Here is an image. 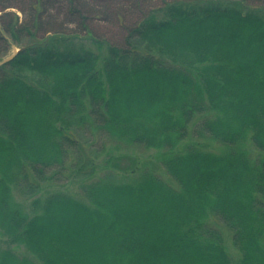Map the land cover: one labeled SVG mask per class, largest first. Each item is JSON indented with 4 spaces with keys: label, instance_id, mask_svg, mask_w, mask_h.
Instances as JSON below:
<instances>
[{
    "label": "trees",
    "instance_id": "trees-1",
    "mask_svg": "<svg viewBox=\"0 0 264 264\" xmlns=\"http://www.w3.org/2000/svg\"><path fill=\"white\" fill-rule=\"evenodd\" d=\"M158 10L102 58L45 36L0 64V231L40 264H232L216 220L264 264V0ZM14 17L0 38L38 29ZM114 146L156 149L175 184L96 177ZM70 180L83 198L45 188ZM0 264L39 263L0 244Z\"/></svg>",
    "mask_w": 264,
    "mask_h": 264
},
{
    "label": "rangeland",
    "instance_id": "rangeland-1",
    "mask_svg": "<svg viewBox=\"0 0 264 264\" xmlns=\"http://www.w3.org/2000/svg\"><path fill=\"white\" fill-rule=\"evenodd\" d=\"M166 1L173 0H36V2L35 0H0V7L6 6V10L12 14L4 18L0 17L1 25L14 20L15 14L31 27L34 23L38 24L36 31L35 27L32 28L33 35L29 34L26 28H22L24 32L20 33L19 39L12 35L11 30H8V33H1L4 39L0 38V59L13 53V50L45 36H62L75 47L93 49L102 58L110 45L125 46L129 31L138 24L145 14L152 12L161 17L162 12L158 8L163 7ZM33 3L38 4L36 11L31 8ZM36 17H40L38 18L39 22ZM11 24L9 29H11ZM21 74L31 81H35L39 77L37 73L30 70H24ZM219 146L220 144L216 141L206 144L210 150H216ZM111 148L109 145L108 149ZM113 148L116 149L112 150L113 155L105 156L104 154L96 161V177L111 174L118 181H131L144 166L148 165L161 178L175 184L169 174L160 167L156 149L141 146L130 147V149H118L115 146ZM250 149L253 155L259 152L253 145H250ZM119 154L125 156L117 158ZM45 188L83 198L78 184L72 180L67 184L46 186ZM22 202L29 210L31 200L24 199ZM211 222L222 230L232 264H237L240 253L233 243L232 232L217 220ZM0 244L14 250L20 256H28L39 264L41 263L24 245L11 242L1 231Z\"/></svg>",
    "mask_w": 264,
    "mask_h": 264
},
{
    "label": "water",
    "instance_id": "water-1",
    "mask_svg": "<svg viewBox=\"0 0 264 264\" xmlns=\"http://www.w3.org/2000/svg\"><path fill=\"white\" fill-rule=\"evenodd\" d=\"M17 51H18V50H17ZM12 56H13V54L10 55V56H8L7 58H5L3 61H7V60L10 59Z\"/></svg>",
    "mask_w": 264,
    "mask_h": 264
}]
</instances>
